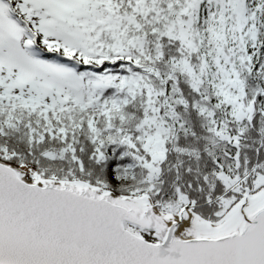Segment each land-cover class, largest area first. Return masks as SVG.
<instances>
[{
	"label": "snow or ice",
	"instance_id": "snow-or-ice-1",
	"mask_svg": "<svg viewBox=\"0 0 264 264\" xmlns=\"http://www.w3.org/2000/svg\"><path fill=\"white\" fill-rule=\"evenodd\" d=\"M0 264H264V0H0Z\"/></svg>",
	"mask_w": 264,
	"mask_h": 264
}]
</instances>
